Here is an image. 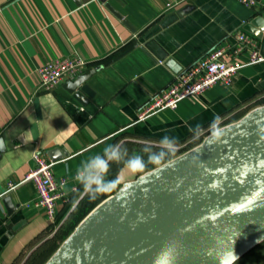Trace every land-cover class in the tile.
Returning <instances> with one entry per match:
<instances>
[{
	"label": "crops",
	"instance_id": "1",
	"mask_svg": "<svg viewBox=\"0 0 264 264\" xmlns=\"http://www.w3.org/2000/svg\"><path fill=\"white\" fill-rule=\"evenodd\" d=\"M108 4L111 9L99 0H0V141L6 148L0 154V264H22L46 241L58 239L60 227L95 189L93 185L86 192L78 175L85 181L89 176L115 181L114 190L96 198L108 199L125 183L169 162L156 166L150 160L174 154L161 146L192 147L264 106L263 61L241 69L231 87L214 85L174 110L138 122L153 95L211 51L234 44L239 31L263 16L264 0L258 8H246L239 0ZM255 30L261 34L254 36L264 58V30ZM131 48L89 80L94 97L88 98L87 106L57 89L41 88L39 71L50 62L77 56L89 63L88 68L95 67ZM249 59L250 52H244L237 60ZM54 149L59 152L53 174L67 182L62 188L66 199L52 223L35 206V184L25 179L36 166L34 155L54 161L49 154ZM137 157L145 164L142 173L128 167ZM96 158L105 160L106 171L97 173ZM5 196L16 208L11 215L2 203Z\"/></svg>",
	"mask_w": 264,
	"mask_h": 264
},
{
	"label": "water",
	"instance_id": "2",
	"mask_svg": "<svg viewBox=\"0 0 264 264\" xmlns=\"http://www.w3.org/2000/svg\"><path fill=\"white\" fill-rule=\"evenodd\" d=\"M99 1L111 9L108 0ZM263 24L264 15L252 20L245 32L260 38L255 28L264 30ZM132 49L87 68L57 92L87 106L94 97L89 80ZM5 152L0 141V154ZM58 152H49L53 162ZM2 203L8 214L14 213L10 196ZM262 242L264 106L125 183L79 224L46 264H235ZM233 253L238 259L233 260Z\"/></svg>",
	"mask_w": 264,
	"mask_h": 264
},
{
	"label": "built area",
	"instance_id": "3",
	"mask_svg": "<svg viewBox=\"0 0 264 264\" xmlns=\"http://www.w3.org/2000/svg\"><path fill=\"white\" fill-rule=\"evenodd\" d=\"M239 2L246 8H258L261 0H239ZM235 40V43L230 46L211 51L209 55L177 76L171 86L153 95L140 111L138 122L145 121L165 110H174L183 100L203 95L214 85L231 87L234 77L241 69L264 61L258 51V41L254 35L239 31L235 35ZM244 52H250L247 63L237 60ZM88 66L87 61L77 56L50 62L39 71L42 79L41 88L45 91H53L64 82L75 80ZM187 146L189 144L175 147L164 145L161 148L183 150ZM34 162L36 166L25 180L35 184L38 194L35 206L45 212L50 222L55 223L59 203L66 199L62 188L67 180L55 178L52 168L56 163L50 161L45 155L36 153ZM10 188H13L11 184Z\"/></svg>",
	"mask_w": 264,
	"mask_h": 264
},
{
	"label": "trees",
	"instance_id": "4",
	"mask_svg": "<svg viewBox=\"0 0 264 264\" xmlns=\"http://www.w3.org/2000/svg\"><path fill=\"white\" fill-rule=\"evenodd\" d=\"M132 45V44H128ZM126 48V47H125ZM123 51V50H121ZM116 56V54L110 56L108 59H106L105 61L111 60ZM202 142V140L199 142L197 141L195 145H198ZM194 146L188 148L187 150H191L192 148H194ZM185 150V151H187ZM162 152H164L162 150ZM175 157V156H174ZM173 154H168L166 156L162 155V164L164 162L170 161L173 158ZM116 192H111V194H109V196L114 195ZM103 198L99 199V200H92L89 197V194L86 195L81 201L80 203L77 205V207L73 210V212L69 215V217L67 218V220L64 222V224L60 227V229L58 230V239H60V243L53 245L51 248H49L48 250H45V252H43L41 254V258L44 257V261L42 264H46L50 258L57 252V250L61 247V245L69 238V236L76 230V228L79 226V224L100 204L102 203L105 199H106V195L102 196ZM70 209V208H69ZM68 209V211H69ZM61 221H59L58 223H60ZM56 233V234H57Z\"/></svg>",
	"mask_w": 264,
	"mask_h": 264
},
{
	"label": "clouds",
	"instance_id": "5",
	"mask_svg": "<svg viewBox=\"0 0 264 264\" xmlns=\"http://www.w3.org/2000/svg\"><path fill=\"white\" fill-rule=\"evenodd\" d=\"M105 151L107 152V149H105ZM113 156L115 157L116 154L113 153ZM150 160L153 162L154 165L160 166L162 164V154L154 155L150 157ZM94 167L97 173H99L106 171L108 165L105 160L96 158ZM128 167L133 173H142L145 170V164L143 160L139 157L131 159L129 161ZM77 179L83 181V188L86 192L90 191L92 189V186L95 185V189L89 194V197L92 200L96 199L97 196L100 194L106 193L110 190H114L115 181L104 182L98 179L96 176H89L85 181L84 178L80 177L79 175L77 176ZM235 259H238V257H236L233 253V260Z\"/></svg>",
	"mask_w": 264,
	"mask_h": 264
},
{
	"label": "rangeland",
	"instance_id": "6",
	"mask_svg": "<svg viewBox=\"0 0 264 264\" xmlns=\"http://www.w3.org/2000/svg\"><path fill=\"white\" fill-rule=\"evenodd\" d=\"M187 149L188 148H185L183 150H177V149L175 150L167 149V150L173 151L174 152L173 157L174 156L176 157L177 155H181ZM59 242L60 241L58 239H53V238L51 240L46 241L42 247H40L34 253L32 252L33 254L29 255V257L26 258V260L22 264H42L44 261V257L41 258L40 257L41 254L45 252V250H48L53 245H56ZM235 264H264V242H262V244L255 247L254 250L243 256L241 259L237 260Z\"/></svg>",
	"mask_w": 264,
	"mask_h": 264
},
{
	"label": "bare ground",
	"instance_id": "7",
	"mask_svg": "<svg viewBox=\"0 0 264 264\" xmlns=\"http://www.w3.org/2000/svg\"><path fill=\"white\" fill-rule=\"evenodd\" d=\"M228 263H230V260L229 261H227ZM228 263H226V264H228Z\"/></svg>",
	"mask_w": 264,
	"mask_h": 264
}]
</instances>
